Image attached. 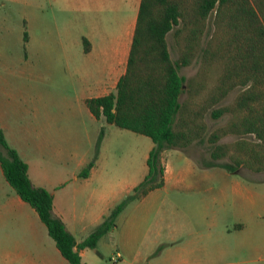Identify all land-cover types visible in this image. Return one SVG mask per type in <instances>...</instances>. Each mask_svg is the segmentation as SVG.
Here are the masks:
<instances>
[{
  "label": "trees",
  "instance_id": "16d2710c",
  "mask_svg": "<svg viewBox=\"0 0 264 264\" xmlns=\"http://www.w3.org/2000/svg\"><path fill=\"white\" fill-rule=\"evenodd\" d=\"M210 18L212 30L203 42ZM170 30L179 49L176 60L168 49L166 35ZM23 38H27L26 31ZM199 51L198 72L186 79L178 67L189 64ZM211 66L218 70L217 82L201 94L206 70ZM237 85L241 91L233 103L214 107ZM184 88L188 96L180 101ZM85 102L96 117L102 115L108 123L146 134L153 145L144 177L78 242L63 220L53 214L52 192L31 182L27 162L7 142L0 127V145L5 150L0 151V166L6 180L35 208L71 264H84L79 249L95 247L98 239L116 225L118 214L128 202L163 185L162 151L202 139L207 110L214 118L232 113L225 125L208 136L215 143L209 164H221L229 170L239 166L264 170V0H140L125 72L114 91ZM102 132L103 128L97 143ZM230 132L240 137L233 143L217 142ZM246 133L254 134L255 140L244 139ZM223 156L230 160L216 161ZM96 158L97 150L79 171L80 176L88 173Z\"/></svg>",
  "mask_w": 264,
  "mask_h": 264
},
{
  "label": "crops",
  "instance_id": "0c3cea01",
  "mask_svg": "<svg viewBox=\"0 0 264 264\" xmlns=\"http://www.w3.org/2000/svg\"><path fill=\"white\" fill-rule=\"evenodd\" d=\"M44 2L56 6V14L46 16L44 8L38 13V3L34 17L22 15L27 38L13 70L23 81L10 91L1 75L0 127L5 138L11 139L6 138L7 142L27 162L31 182L52 192L53 214L63 220L78 242L119 202L124 192L96 162L85 176H80L79 171L92 158V136L102 128V123L96 122L104 119L102 115L96 117L85 100L114 91L125 72L140 0ZM33 24L37 28L34 35L28 31ZM33 56L34 63L30 59ZM1 57L3 69L11 70L5 53ZM28 73L42 84L36 85L30 103L28 96L33 87L26 80ZM9 115L17 121L12 126L3 121ZM187 158L193 170L199 163L215 165L208 161L201 164L191 154ZM163 163L165 183L172 172ZM65 166L70 168L67 175L63 171ZM4 193L7 199L1 215L4 225L9 226L5 234L12 242L3 251L2 263L68 264L55 241L51 245L45 238L49 233L35 208L16 191ZM45 241L49 243L45 245ZM86 248L79 249L82 260Z\"/></svg>",
  "mask_w": 264,
  "mask_h": 264
},
{
  "label": "rangeland",
  "instance_id": "374dc122",
  "mask_svg": "<svg viewBox=\"0 0 264 264\" xmlns=\"http://www.w3.org/2000/svg\"><path fill=\"white\" fill-rule=\"evenodd\" d=\"M44 1L0 0V61L3 52L12 66L11 70H5L0 62V78L4 76L10 91L23 81V77L13 70L18 54L24 51L22 33L24 35L27 25L22 15L34 17V6L38 3V13L42 8L46 16L57 12L56 6ZM211 20L203 42L212 30ZM28 31L34 35L37 28L33 24ZM166 39L171 58L176 60L179 49L172 30L167 33ZM30 59L34 63L35 57ZM200 61L199 51L189 64L179 66L178 72L186 79L195 76ZM217 77L216 68L211 66L206 70L205 87L201 94L217 82ZM26 80L33 87L28 96L30 103L36 94V85L42 84L30 73ZM240 91L241 86L231 88L214 107L233 103ZM187 96L184 88L179 100L183 101ZM4 117L7 119L3 121L11 126L16 121L11 115ZM231 117L232 113L228 111L214 118L207 110L203 114L206 131L202 139L193 140L183 148H165L161 155L172 172L169 178L162 186L125 205L116 218V225L99 238L97 246L86 248L84 264H264V170L255 171L243 166L229 170L221 164L200 166V163L193 170L187 162L190 154L201 164L212 160L210 150L215 143L210 142L208 136ZM100 122L103 128L101 138L97 143L99 130L92 136L90 148L93 155L97 150L95 162L105 176L116 187L124 188L120 201L132 190L130 187L125 192L127 187L137 184L144 177L146 158L153 141L146 134L108 123L105 119L96 123ZM239 137L230 132L222 135L217 142L233 143ZM242 137L255 140L252 133ZM0 151L5 152L1 145ZM229 160L228 156L216 159L218 162ZM65 167L63 171L67 175L66 170L70 168ZM0 189V264H5L2 263L3 251L12 239L5 234L9 226L4 225L1 213L7 199L4 192L15 191L5 180L1 168ZM47 235L45 238L55 245L53 238ZM49 242L45 241V245Z\"/></svg>",
  "mask_w": 264,
  "mask_h": 264
}]
</instances>
